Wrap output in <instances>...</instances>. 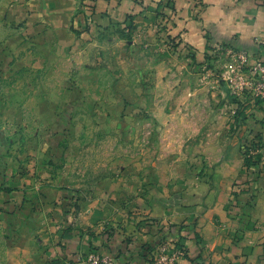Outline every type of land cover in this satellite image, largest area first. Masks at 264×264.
I'll list each match as a JSON object with an SVG mask.
<instances>
[{"label": "rangeland", "instance_id": "obj_1", "mask_svg": "<svg viewBox=\"0 0 264 264\" xmlns=\"http://www.w3.org/2000/svg\"><path fill=\"white\" fill-rule=\"evenodd\" d=\"M184 10L167 0L148 24L80 33L65 52L50 47L44 66L2 72L0 132L7 140L0 153L16 158L4 167L22 186L0 184V264L12 263L10 223L19 218L39 246L37 264H117L111 238L121 234L130 243L133 232L156 226L159 242L142 260L179 264L187 254L182 231L202 239L200 219L224 153L218 143L235 135L242 169L221 224L216 215L214 223L216 232L230 227L232 241L243 235L264 180V35L226 42L206 33L199 54L177 23ZM243 145L248 157H259L253 168ZM12 195L21 202L9 206ZM159 197L170 199L167 206L196 208V220L170 223L164 232L162 215L151 213ZM74 233L83 238L77 248L67 244Z\"/></svg>", "mask_w": 264, "mask_h": 264}, {"label": "crops", "instance_id": "obj_2", "mask_svg": "<svg viewBox=\"0 0 264 264\" xmlns=\"http://www.w3.org/2000/svg\"><path fill=\"white\" fill-rule=\"evenodd\" d=\"M174 1L178 6L185 5L186 17L184 21L178 18L177 23L180 21L179 26L183 24L186 27V37L199 54L205 51L206 33L216 41L226 42L236 40L233 39L235 36L243 41H250L252 37L264 35V9L261 5L264 0ZM166 2L167 0H0V78L2 72L9 68H18L24 64L27 67L40 66L39 62L44 66L45 60L40 58L48 55L50 47L57 46L65 52L79 42L77 35L80 33L109 31L129 23L148 24L158 17ZM194 4H197L196 12L199 13L200 20L193 12ZM32 52L37 53L29 57ZM262 130L264 131V127ZM6 137L5 131L0 132V150L4 148ZM240 138L235 135L230 140L218 143L224 153L215 161L218 163L215 172V179L218 181L216 188L207 197L210 204L207 203L209 208L200 219V228L197 225L202 239L198 241L193 232L182 231L180 243L187 249V254L179 264H264V231L261 229L264 225V180L247 229L238 240L230 239L231 229L228 226L216 232L217 226L214 223L216 215L221 224V218L225 214L222 204L232 181L242 169ZM14 159L16 158L0 153V184L7 183L12 190L18 191L22 186V179L20 176H13V172L4 167L5 164L11 166ZM11 170L14 171V168ZM11 199L9 206L14 204L13 201H16L15 204L21 202L17 195H12ZM169 200L159 197V203L155 202L151 213L154 216L162 215L165 225L163 230L170 234V223L190 225L197 216L196 208L165 205ZM49 208H54V204L49 205ZM3 215H0V219ZM16 223H10L13 230V236L9 239L11 264H27L28 260L31 264L39 263L43 258L39 254L37 241L34 243L32 233L26 229V219L19 218ZM157 228L152 227L147 233L133 232L135 237L130 243H125V237L121 234L111 238L108 248L119 255L117 264H138L141 261L145 264L142 259L159 242L162 234ZM81 240V235L74 233V238L68 239L67 244L77 248ZM92 240L95 243L98 238Z\"/></svg>", "mask_w": 264, "mask_h": 264}, {"label": "trees", "instance_id": "obj_3", "mask_svg": "<svg viewBox=\"0 0 264 264\" xmlns=\"http://www.w3.org/2000/svg\"><path fill=\"white\" fill-rule=\"evenodd\" d=\"M248 150H249V148H247L246 145L242 146V153L245 155L246 164H247L248 168H253V167H255L257 165V163H258L257 161H258L259 157H253V156H249L248 157L247 156ZM148 245L150 247L152 246L151 244H148Z\"/></svg>", "mask_w": 264, "mask_h": 264}, {"label": "built area", "instance_id": "obj_4", "mask_svg": "<svg viewBox=\"0 0 264 264\" xmlns=\"http://www.w3.org/2000/svg\"><path fill=\"white\" fill-rule=\"evenodd\" d=\"M163 251H166V249H163ZM179 254H181V253H177V252H175V254L173 255V260L175 261V263H177V259H178V257H179Z\"/></svg>", "mask_w": 264, "mask_h": 264}]
</instances>
